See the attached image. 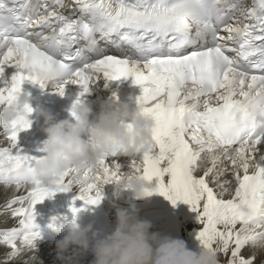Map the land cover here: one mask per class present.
<instances>
[{"label": "snow or ice", "instance_id": "obj_1", "mask_svg": "<svg viewBox=\"0 0 264 264\" xmlns=\"http://www.w3.org/2000/svg\"><path fill=\"white\" fill-rule=\"evenodd\" d=\"M67 7L66 0H0V78L6 66L17 68L0 86V107L12 106L25 81L51 83L60 95L74 83L82 88L74 114L100 74L132 77L155 127L153 149L130 173L155 184L146 196L189 204L202 224L198 239L226 258L221 264H255L245 250L264 242V0H73L65 14ZM33 111L26 106L0 123L8 133L0 136L7 141L0 184L26 193L3 207L16 224L0 229V245L10 249L0 251V264L39 237L38 203L78 185L77 199L99 205L104 185L121 178L120 164L106 161L111 153L95 167L70 168L54 191L42 185L34 168L43 156L17 148Z\"/></svg>", "mask_w": 264, "mask_h": 264}, {"label": "clouds", "instance_id": "obj_2", "mask_svg": "<svg viewBox=\"0 0 264 264\" xmlns=\"http://www.w3.org/2000/svg\"><path fill=\"white\" fill-rule=\"evenodd\" d=\"M29 105L30 96L18 93L11 107H0V123L18 119ZM34 111L43 118L47 135L46 155L35 164V178L53 191L70 168L80 172L95 167L111 153L134 159L153 149L155 121L138 103L132 106L109 97L101 102L100 111L94 113L92 104L82 100L76 104L72 118L59 120L51 110ZM73 179L79 183L84 177L76 175ZM117 185L131 189L137 198L146 197V191L155 188L154 183L130 172H121ZM152 227V222L141 219L138 211L122 207L116 210V226L110 232L96 229L94 222L76 221L56 241V258L61 264H80L78 257L91 250L94 255L91 264H221L220 256L211 248L191 250L185 240L153 232ZM254 246L264 249V242H256ZM26 250L32 253L26 264H42L35 243Z\"/></svg>", "mask_w": 264, "mask_h": 264}, {"label": "bare ground", "instance_id": "obj_3", "mask_svg": "<svg viewBox=\"0 0 264 264\" xmlns=\"http://www.w3.org/2000/svg\"><path fill=\"white\" fill-rule=\"evenodd\" d=\"M12 189H9V188H6V189H1L0 188V197H9L10 195H12ZM7 200H0V203H6ZM50 247L46 246V245H42L40 246L38 249H39V252H45L49 249Z\"/></svg>", "mask_w": 264, "mask_h": 264}]
</instances>
